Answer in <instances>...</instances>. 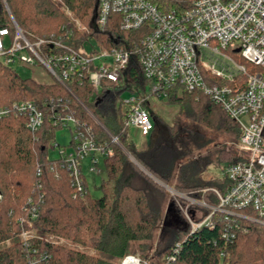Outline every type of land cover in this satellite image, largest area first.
<instances>
[{"label":"trees","instance_id":"1","mask_svg":"<svg viewBox=\"0 0 264 264\" xmlns=\"http://www.w3.org/2000/svg\"><path fill=\"white\" fill-rule=\"evenodd\" d=\"M152 1L162 10L171 7L184 10L192 2ZM6 3L25 32L52 36L70 31L73 36L70 44L78 47L85 40L91 51H96V47L133 48L145 34L144 28L121 29L116 14H111L108 23L100 27L96 19L97 0H6ZM6 24L1 12L0 26ZM233 55L241 63L248 62L234 50ZM123 74L133 82H140L141 87L146 84L134 56ZM204 75L208 82L217 81L205 72ZM108 86L103 81L94 93L86 82L74 80L68 91L55 82L22 76L0 61V105L30 99L44 114V121L35 132L25 127L20 116L9 114L0 118V264H26L17 236L22 226L18 218L29 217L23 209L28 197L34 201L36 214L32 218L34 235L29 243L50 254L46 264H119L126 254L141 252L142 259L148 258L145 243L159 227L168 194L162 184L204 197L211 203L217 201L213 188L226 190L227 178L201 179L200 168L181 161L185 152L183 138L179 140L183 133L196 139V128H202L224 138L221 146L212 151L214 161L223 166L237 161L241 153L238 145L234 146L240 128L220 106L201 92L170 88L165 101L178 106V120L162 126L158 132L160 118L148 111L155 134L144 148L138 149L128 136L130 125L123 121L126 106L120 94L125 89L134 90L126 86V78L121 85L111 89ZM56 112L72 114L84 133L112 146V153L102 157L106 176L98 185L97 197L88 188L84 195L73 197L67 173L59 165L60 158L49 155V149L55 147L58 128L52 125L50 117ZM70 133L68 146H74L71 128ZM111 136L117 137L118 143L112 142ZM36 168L40 170L38 175ZM84 183L86 186V180ZM235 221L234 234L228 239L222 237L224 225L219 215L214 216L213 226L203 225L193 231L187 226L184 232L175 228L156 255L173 254L170 264H264V225L245 219ZM6 239H10L9 245L3 243ZM176 243L179 246L174 252Z\"/></svg>","mask_w":264,"mask_h":264},{"label":"built area","instance_id":"2","mask_svg":"<svg viewBox=\"0 0 264 264\" xmlns=\"http://www.w3.org/2000/svg\"><path fill=\"white\" fill-rule=\"evenodd\" d=\"M1 12L7 24L0 26V61L11 67L14 64L42 66L54 77L53 82L68 91V85L74 80L86 82L94 93L103 81L109 83L108 89L121 85L123 70L134 56L150 94L165 99L168 90L177 86L207 95L238 124L237 145L241 157L222 167L221 175L229 185L224 192L212 189L217 201L205 203L206 212L199 219H189L190 231L203 225L213 226L215 215H219L224 225L222 237L226 239L233 236L236 219L264 225V0H192L191 6L184 10L173 7L162 10L152 0H97L96 19L100 27L108 23L111 14H116L121 29L144 28L145 34L133 48L96 47V51H91L89 45L86 47L85 40L78 47L70 44L73 40L70 31L52 36L25 32L14 20L6 0H0ZM222 50L239 53L252 65V70L235 64ZM218 54L230 59L236 70L217 65L215 55ZM204 72L217 81L208 82ZM143 102L144 97L137 94L123 99L126 106L123 121L146 136L152 131L153 122ZM9 114L22 117L31 132L37 131L44 121L43 112L30 99L0 105V118ZM50 118L52 125L72 129L74 146L66 150L54 145L59 165L67 173L72 196L84 195L87 187L82 159L88 157L89 169L95 170L97 156L110 155L112 146L84 133L72 114L56 112ZM111 141L118 143L114 136ZM39 173L36 168V174ZM33 204V199L28 197L23 209L29 217L18 218L22 226L17 237L23 246L26 264H46L50 254L29 243L34 235L32 218L36 216ZM3 243L9 245L10 239ZM178 246L179 243L174 245V252ZM173 258V254H166L163 264H170ZM119 264L148 262L136 254H126Z\"/></svg>","mask_w":264,"mask_h":264},{"label":"rangeland","instance_id":"3","mask_svg":"<svg viewBox=\"0 0 264 264\" xmlns=\"http://www.w3.org/2000/svg\"><path fill=\"white\" fill-rule=\"evenodd\" d=\"M67 13V12H66ZM79 28L82 30L83 27L79 25ZM222 54H225L227 57L231 58L235 64L243 65L246 70L251 71L252 65L249 62H239L237 58L233 55L231 50H222ZM239 54V53H237ZM217 60V65H228L230 69L236 70L234 63H231L230 59H224L220 54L215 55ZM211 57V56H210ZM213 59V58H212ZM14 70L22 75L27 77H32L40 82H53L54 77L42 66H25L21 64H14L12 66ZM123 78H126V86L134 90H123L120 94L123 99H126L131 96V94H137L138 96L144 97L143 106L150 112H154L160 120L157 124V130L159 132L162 126H167L177 121L179 118L178 106L175 104H169L165 101L164 97L161 95L150 94L146 87H141V83L133 82L125 75H122ZM153 122V121H152ZM154 125V122H153ZM195 128V127H193ZM154 130V129H153ZM152 130V131H153ZM198 130V137L194 139L189 133H183L180 135V141L183 138L182 150L184 155L181 157L182 162H191L193 167L200 168L201 179H210L212 177L222 176L221 167L222 163L214 161V158L211 156L212 151L221 146L224 141V138L221 136H215L214 133L206 131L202 128H196ZM199 132L201 134H199ZM141 133L134 126H128V136L140 146L147 144L151 137L150 134L147 136H141ZM154 131L153 136L154 137ZM207 139V140H206ZM71 142V133L68 126H62L55 129V143H58L62 149L68 150L70 148L69 143ZM237 144L234 146V148ZM49 155L55 157L58 155L57 147L49 149ZM213 160H212V159ZM97 163L94 164L95 170H90V159L88 157L82 159V170L85 176V179L88 183V189L92 196H99L100 190L98 185L102 178L106 176L104 163L101 156H97ZM140 168H142L139 165ZM144 172H148L143 168ZM149 175V174H148ZM153 179H155L153 177ZM156 180V179H155ZM158 181V180H156ZM167 190V196L164 203L162 215L159 221V227L155 230L153 237L145 243V253L148 254V260L145 259L148 264H163L164 256L158 257L156 251L161 249L162 245L165 243V239L171 236V231L175 228L185 230V227H191L190 220L199 219L203 213L206 212L204 204H211L204 197H195L191 194H187L185 191H178L173 189L171 186L162 184ZM189 216V217H188ZM176 231V230H175ZM182 234V232H181ZM64 242L63 240H60ZM81 249V247H79ZM142 259L141 252L135 253ZM161 259L162 262H161Z\"/></svg>","mask_w":264,"mask_h":264},{"label":"crops","instance_id":"4","mask_svg":"<svg viewBox=\"0 0 264 264\" xmlns=\"http://www.w3.org/2000/svg\"><path fill=\"white\" fill-rule=\"evenodd\" d=\"M135 128H136V127H135ZM152 130H153V129H152ZM149 134H150V137L152 138V136H153V135H152V134H153V131H151ZM149 134H148V135H149ZM140 135H141V134H140ZM141 136H143V135H141ZM146 136H147V135H146ZM133 142H134V141H133ZM134 143H135V142H134ZM135 145H136V147H137L138 149H141V148H144L146 144H145L144 146H143V145L140 146V145H137V144L135 143ZM148 174H149V173H148ZM149 175H150V174H149ZM85 180H86V179H85ZM86 184H87L86 186H87V188H88V183H87V181H86Z\"/></svg>","mask_w":264,"mask_h":264}]
</instances>
